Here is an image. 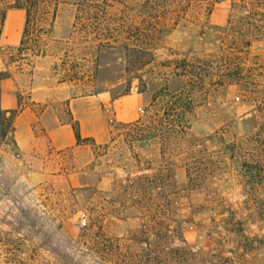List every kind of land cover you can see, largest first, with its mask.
I'll list each match as a JSON object with an SVG mask.
<instances>
[{"label": "rangeland", "instance_id": "1", "mask_svg": "<svg viewBox=\"0 0 264 264\" xmlns=\"http://www.w3.org/2000/svg\"><path fill=\"white\" fill-rule=\"evenodd\" d=\"M144 1L114 3L110 10L137 19L135 12ZM235 1L217 0L211 8L200 0L164 1L169 30L159 37L154 55H128L120 44L97 49L99 41L81 37L82 23L72 5L59 8L47 54L33 55L21 48L23 18H8L0 42L8 77L24 74L29 82L37 75L48 85L66 83L59 89L62 96L100 97L108 141L54 151L44 124L38 123V147L22 153L11 135L3 136L10 125L0 118V264H109L95 250V235L126 243L143 223L141 215L123 208L128 198L112 193L116 184L174 166L186 189V165L192 160L203 175L179 201L181 215L194 221L186 233L189 243L212 248L213 221L227 217L225 209L232 207L244 217L253 215L248 236L263 242L249 264H264V38H256L258 24L250 25L251 46L243 48L242 22L235 31L229 29ZM257 13L262 12L235 10L238 19L249 17L251 22L261 19ZM32 45L29 40L25 48ZM181 60H212L215 81H224L223 86L209 81L190 117L189 134L141 140L123 129L125 120L146 118L155 111L154 100L166 99L186 84L177 76ZM228 73L234 77H225ZM54 106L62 121L71 119L66 101ZM193 147L196 153L190 154ZM235 241L231 247L242 238Z\"/></svg>", "mask_w": 264, "mask_h": 264}, {"label": "trees", "instance_id": "2", "mask_svg": "<svg viewBox=\"0 0 264 264\" xmlns=\"http://www.w3.org/2000/svg\"><path fill=\"white\" fill-rule=\"evenodd\" d=\"M164 1L167 0H145L137 7L134 15L137 19H134L126 13L115 14L110 10L114 8L112 4L126 5L127 0H0V42L8 12L22 10L26 16L21 40L22 50L31 51L33 55H46V42L53 32L59 8L72 5L78 11L76 20L82 23L81 37L85 41H99L97 49L120 44L128 55L132 52L138 55H154L159 37L169 30L165 23L168 20V8L163 5ZM200 1L206 2L210 8L217 3V0ZM235 10L262 12L257 13L261 19H255L253 23L251 19L248 20L249 17L246 20L238 19ZM136 20H140V25L135 24ZM241 22L243 48L251 46L247 37L254 31L248 29L250 25L254 27L258 24L256 38H264V0L235 1L229 19L230 31H235ZM29 40L33 45L25 48ZM176 68L181 71L177 76L186 84L176 92L169 93L166 99L154 100L151 105L152 109L155 108L154 113L135 122L122 124L123 129L133 132L141 140L160 138L167 141L189 134L192 128L190 117L195 113L198 100L205 95L209 81L216 80V65L212 60H181L177 61ZM225 77L234 75L228 73ZM6 78L7 72H0V118L9 121L10 125L3 132V136L7 138L11 135L17 146L13 130L18 112L6 111L1 107V84ZM215 82L224 85L223 80ZM72 127L78 145L84 141L96 145L94 139L82 138L78 122H72ZM193 148L190 154L196 153L197 147ZM164 156L165 154L162 158ZM196 162L197 160H192L186 165V189H194L202 178L203 171L196 167ZM186 189L178 183L174 166L160 168L153 174L143 173L133 178L129 176L118 182L112 193L128 198L129 201H123L126 203L123 208L141 215L143 223L127 240V244L121 238L97 233L95 239L93 238L96 252L111 264H249L252 252L257 249L258 243L263 242L257 235L252 238L248 236L249 228L254 224L253 215L244 217L232 207H226L228 216L214 220L210 228L212 248H196L186 238V233L192 228L194 221L180 213L179 201ZM246 207L250 205L246 203ZM238 237L242 241L237 242L236 247H231Z\"/></svg>", "mask_w": 264, "mask_h": 264}, {"label": "crops", "instance_id": "3", "mask_svg": "<svg viewBox=\"0 0 264 264\" xmlns=\"http://www.w3.org/2000/svg\"><path fill=\"white\" fill-rule=\"evenodd\" d=\"M23 18L25 27V12L22 10H10V16ZM6 21V24H7ZM5 24V26H6ZM40 69L37 65L35 72ZM8 66L0 58V72L7 71ZM66 83L57 85H48L41 82V79L35 75L29 82L26 81L25 75L10 76L1 84V107L6 111H17L15 119L16 130L14 138L18 149L22 153H29L39 145V136L36 132L35 125L44 124L48 135L50 148L54 151H63L73 147H78L72 122H78L83 139L92 138L96 144H104L108 141V132L104 121V112L102 100L98 96H85L82 98H72L71 96L60 94L59 89L65 88ZM24 96H28L27 99ZM66 101L70 120L62 121L59 115L55 114L54 105ZM125 104V101H120ZM129 110L135 111L133 106ZM118 112V117L121 115ZM120 114V115H119ZM138 118L133 115L125 122L131 123Z\"/></svg>", "mask_w": 264, "mask_h": 264}, {"label": "built area", "instance_id": "4", "mask_svg": "<svg viewBox=\"0 0 264 264\" xmlns=\"http://www.w3.org/2000/svg\"><path fill=\"white\" fill-rule=\"evenodd\" d=\"M82 227H84L85 226V223H82V225H81Z\"/></svg>", "mask_w": 264, "mask_h": 264}]
</instances>
